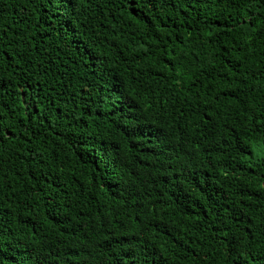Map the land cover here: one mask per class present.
I'll return each mask as SVG.
<instances>
[{"label": "trees", "instance_id": "16d2710c", "mask_svg": "<svg viewBox=\"0 0 264 264\" xmlns=\"http://www.w3.org/2000/svg\"><path fill=\"white\" fill-rule=\"evenodd\" d=\"M0 264H264V0H0Z\"/></svg>", "mask_w": 264, "mask_h": 264}, {"label": "bare ground", "instance_id": "6f19581e", "mask_svg": "<svg viewBox=\"0 0 264 264\" xmlns=\"http://www.w3.org/2000/svg\"><path fill=\"white\" fill-rule=\"evenodd\" d=\"M253 151V150H252Z\"/></svg>", "mask_w": 264, "mask_h": 264}]
</instances>
